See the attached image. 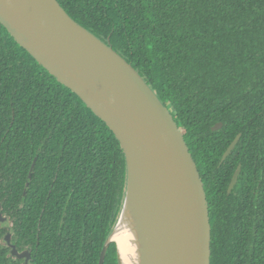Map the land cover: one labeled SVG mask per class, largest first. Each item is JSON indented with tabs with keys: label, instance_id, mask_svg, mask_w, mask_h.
<instances>
[{
	"label": "trees",
	"instance_id": "16d2710c",
	"mask_svg": "<svg viewBox=\"0 0 264 264\" xmlns=\"http://www.w3.org/2000/svg\"><path fill=\"white\" fill-rule=\"evenodd\" d=\"M57 1L109 40L171 112L203 181L210 264H264V0ZM39 133L45 185L37 190L36 167L24 196L28 141ZM125 186L113 132L0 24V201L31 204L34 264H98ZM16 218L22 238L29 228ZM104 264H117L114 242Z\"/></svg>",
	"mask_w": 264,
	"mask_h": 264
},
{
	"label": "water",
	"instance_id": "95a60500",
	"mask_svg": "<svg viewBox=\"0 0 264 264\" xmlns=\"http://www.w3.org/2000/svg\"><path fill=\"white\" fill-rule=\"evenodd\" d=\"M0 24L107 125L123 150L125 194L98 264H104L113 242L117 264H123L114 238L120 228L133 238L136 264H210L211 225L203 181L171 112L141 74L109 40L74 20L57 0H0ZM221 126L217 123L212 130ZM239 138L240 133L220 162ZM240 172L238 165L228 193ZM8 245L11 254L21 256L15 244Z\"/></svg>",
	"mask_w": 264,
	"mask_h": 264
},
{
	"label": "flooded vegetation",
	"instance_id": "af4514ba",
	"mask_svg": "<svg viewBox=\"0 0 264 264\" xmlns=\"http://www.w3.org/2000/svg\"><path fill=\"white\" fill-rule=\"evenodd\" d=\"M24 125H27V123L24 122ZM37 132H40V131H37ZM30 134H33V133H30ZM40 134L41 133H39V135L36 137L35 143L33 141L32 136L28 141L30 148H29V155L27 156V158L31 159V162L26 172L25 180L22 183L23 184L22 191H23L24 196L27 194V191L30 188L31 183L33 182L32 176H33V173L36 167H39L40 169L36 173L34 184L36 185L37 190L44 189L45 182L43 179L44 171H43V163H42V156H41L42 153L40 154V152L42 151V138ZM34 148H36L35 151H34ZM33 163H34V167H33V170H31ZM10 165L11 163H10V155H9L8 167L6 171L7 178L5 179V183L7 185L11 181H13V174L10 173L11 168H9ZM58 165L60 166V164ZM29 173H31L30 177H29ZM24 192L26 194H24ZM40 202H41V196L38 197V201L36 202V208L39 207ZM30 206H31L30 203L27 204L24 202H12L8 204L7 206H4L2 201H0L1 214L3 217H6V221L0 222V258H2L4 261L3 263L1 262V264H34V255L32 252L33 238L29 235V234L32 235V233L34 232V228H33L34 220L32 216V211L30 210L32 209V207ZM19 208L21 209V211H19ZM19 213L21 217L20 222L25 223V224L27 223L28 228H29L27 235H25L22 238L16 235L15 229H14L15 224L17 223L16 216ZM34 213H36V210ZM7 236L9 239L8 240L9 243H7L5 239ZM10 243L16 245L18 254L21 256L11 254V247L8 245Z\"/></svg>",
	"mask_w": 264,
	"mask_h": 264
},
{
	"label": "bare ground",
	"instance_id": "6f19581e",
	"mask_svg": "<svg viewBox=\"0 0 264 264\" xmlns=\"http://www.w3.org/2000/svg\"><path fill=\"white\" fill-rule=\"evenodd\" d=\"M115 241L117 242L119 253L123 264H136L135 260V247L133 245V238L127 231L120 228L115 233Z\"/></svg>",
	"mask_w": 264,
	"mask_h": 264
},
{
	"label": "rangeland",
	"instance_id": "374dc122",
	"mask_svg": "<svg viewBox=\"0 0 264 264\" xmlns=\"http://www.w3.org/2000/svg\"><path fill=\"white\" fill-rule=\"evenodd\" d=\"M122 207V206H121ZM120 210H121V208H120Z\"/></svg>",
	"mask_w": 264,
	"mask_h": 264
}]
</instances>
